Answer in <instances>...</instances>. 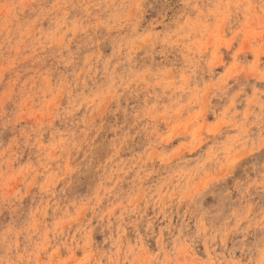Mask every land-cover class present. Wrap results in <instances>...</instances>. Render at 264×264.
Segmentation results:
<instances>
[{"label": "clouds", "instance_id": "1", "mask_svg": "<svg viewBox=\"0 0 264 264\" xmlns=\"http://www.w3.org/2000/svg\"><path fill=\"white\" fill-rule=\"evenodd\" d=\"M0 264H264V0H0Z\"/></svg>", "mask_w": 264, "mask_h": 264}]
</instances>
